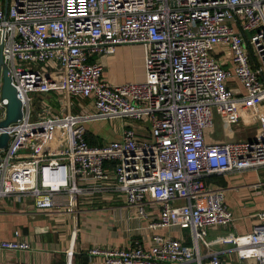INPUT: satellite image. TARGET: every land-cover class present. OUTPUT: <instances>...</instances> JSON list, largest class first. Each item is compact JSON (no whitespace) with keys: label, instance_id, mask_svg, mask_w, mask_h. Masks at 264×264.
<instances>
[{"label":"built area","instance_id":"2783aa9c","mask_svg":"<svg viewBox=\"0 0 264 264\" xmlns=\"http://www.w3.org/2000/svg\"><path fill=\"white\" fill-rule=\"evenodd\" d=\"M123 45L144 47V82L103 80L98 59ZM220 46L228 48L232 69L214 57ZM1 58L22 118L0 127V137L9 135L0 149V200L30 199L52 209L63 194L64 209L76 216L80 198L124 195L138 218L150 221L149 231L188 230L193 245L153 234L127 248L94 247L91 256L104 264H206L200 250L213 245L208 229L234 217L224 191L208 189L204 180L264 168V137L205 140L215 107L252 105L264 132V0H0ZM232 79L244 95L228 87ZM3 82L0 64V123L9 104ZM45 94L57 95L58 110L42 104ZM74 99L86 102L81 112L71 111ZM96 119H133L145 129L123 123L120 140L92 145L82 123ZM149 201L159 205L158 216L147 212ZM219 242L234 246L241 260L235 264H264V223ZM31 249L26 240H0V252ZM74 254L66 251L67 264ZM208 260L230 264L217 254Z\"/></svg>","mask_w":264,"mask_h":264},{"label":"crops","instance_id":"0c3cea01","mask_svg":"<svg viewBox=\"0 0 264 264\" xmlns=\"http://www.w3.org/2000/svg\"><path fill=\"white\" fill-rule=\"evenodd\" d=\"M214 57L224 68L234 67L228 48L220 46V51ZM98 62L104 68L103 80L108 84L145 81V50L141 45L119 46L114 55L101 57ZM227 85L237 96L245 94L237 79L227 81ZM85 104V101H79L71 111L81 112L79 105ZM259 114L264 115V105L260 107ZM216 116L220 123L215 121ZM252 119L258 126L256 131L249 132L244 126L246 122L251 124ZM213 121V127L205 131L208 144L252 141L249 137L254 132L257 134L256 140L264 137L258 114L250 104H241L232 109L215 107ZM116 134L120 140L121 125ZM94 141L95 144L106 142H97L95 138ZM204 184L208 189L224 191L225 204L232 212L234 221L228 226L208 229V241L213 245L210 249L201 247L203 262H209V254H217L223 263H238L241 260L234 246L224 245L219 239L230 233H252L255 226L264 223L260 216L264 213V168L213 175L207 177ZM54 202L52 209H38L30 199L22 203L0 200V240H26L32 244L29 251L0 252V264H67L68 249H73L75 253L73 264H104L102 257L89 254L92 248H127L136 240L149 239L153 234L182 239L185 244L193 245L188 230L149 231L147 227L150 221L139 219L137 209L127 204L124 195L96 192L80 198L76 216L64 209L67 202L65 195H57ZM26 203H31L32 207L25 209L22 205ZM146 210L154 217L160 214L159 205L150 201L146 204ZM16 232H19V236ZM246 264H254V261H247Z\"/></svg>","mask_w":264,"mask_h":264},{"label":"rangeland","instance_id":"374dc122","mask_svg":"<svg viewBox=\"0 0 264 264\" xmlns=\"http://www.w3.org/2000/svg\"><path fill=\"white\" fill-rule=\"evenodd\" d=\"M226 58V57H224ZM55 95V94H54ZM41 99H42V104L43 105H51L52 103L50 102V100L48 99V95H40ZM57 96V95H56ZM79 101H81L80 99H74L72 100L73 106L76 107L79 104ZM53 108L55 110L59 109V105H52ZM69 112V109H67ZM218 117V116H216ZM217 123H220V119L219 117L215 120ZM123 123H131L134 126V129L137 131H143L145 129V127L143 126V123L141 121H137V120H133V119H126V120H121V119H116V120H110V119H96V120H90V121H86L83 124V126L85 127L86 131L89 133V135H91L93 138H95V140L98 142H114V141H118V136H117V131L120 130V125ZM258 125H256L253 122L252 119V123L249 124L248 122L245 123V130L249 131V132H253L256 131ZM256 133H252L250 135V140L252 141H259V139L256 140ZM20 205V204H19ZM25 209H28L29 207L31 208L32 205L31 203H26L24 205ZM207 240H208V236H207ZM193 264H197V263H193Z\"/></svg>","mask_w":264,"mask_h":264},{"label":"water","instance_id":"95a60500","mask_svg":"<svg viewBox=\"0 0 264 264\" xmlns=\"http://www.w3.org/2000/svg\"><path fill=\"white\" fill-rule=\"evenodd\" d=\"M0 64L3 66V87L2 98L7 99L9 104L7 105V116L4 121L0 123V127H7L12 123L17 122L22 118V103L17 97V91L12 85V80L9 75L7 66L4 65V59H0ZM9 141V135L4 133L0 137V149L7 148Z\"/></svg>","mask_w":264,"mask_h":264},{"label":"trees","instance_id":"16d2710c","mask_svg":"<svg viewBox=\"0 0 264 264\" xmlns=\"http://www.w3.org/2000/svg\"><path fill=\"white\" fill-rule=\"evenodd\" d=\"M56 98L57 97L54 94H51V95L48 96V99H50V101H51L52 105H54V107H55V105L56 106L58 105L57 101H56ZM87 138H88V141H89L90 144H92V145L95 144L94 138L91 135H89V133L87 135Z\"/></svg>","mask_w":264,"mask_h":264}]
</instances>
